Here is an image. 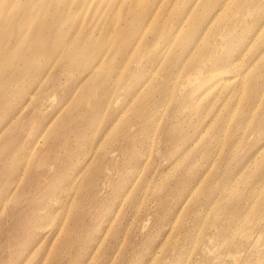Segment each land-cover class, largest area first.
<instances>
[{
	"label": "rangeland",
	"instance_id": "1",
	"mask_svg": "<svg viewBox=\"0 0 264 264\" xmlns=\"http://www.w3.org/2000/svg\"><path fill=\"white\" fill-rule=\"evenodd\" d=\"M0 264H264V0H0Z\"/></svg>",
	"mask_w": 264,
	"mask_h": 264
}]
</instances>
